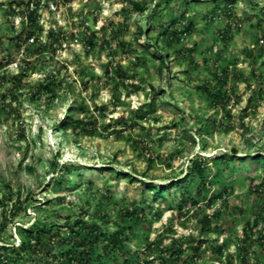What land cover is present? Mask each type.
Wrapping results in <instances>:
<instances>
[{"label":"rangeland","instance_id":"1","mask_svg":"<svg viewBox=\"0 0 264 264\" xmlns=\"http://www.w3.org/2000/svg\"><path fill=\"white\" fill-rule=\"evenodd\" d=\"M49 1L58 12L29 27L21 19L32 0H0V246L20 248L32 225L55 234L84 218L102 231L130 227L134 259L159 264L178 244L175 264H264V166L251 159L264 155V0H153L144 14L130 2L150 0ZM172 24L182 41L170 48ZM32 31L46 45L30 46L25 67L10 68ZM49 81L55 96L38 92ZM71 116L85 118V129L63 130ZM197 156L208 165L203 194L195 177L163 199L143 195L149 183L163 189L184 177ZM136 208L142 221L125 217ZM43 245L28 264H55L54 245Z\"/></svg>","mask_w":264,"mask_h":264},{"label":"trees","instance_id":"2","mask_svg":"<svg viewBox=\"0 0 264 264\" xmlns=\"http://www.w3.org/2000/svg\"><path fill=\"white\" fill-rule=\"evenodd\" d=\"M153 0L149 2H135L131 1V6L133 9L141 14L147 12L149 3H152ZM30 3L27 5V19L29 22V27L39 26V14L38 11L29 12ZM186 15V14H185ZM226 16L230 20H234L236 17L232 11L228 10ZM96 21V20H95ZM89 23V21H88ZM233 25V24H232ZM229 24V27L232 26ZM186 28L184 31L192 33L194 30V26L189 23L185 25ZM175 27V24H172L164 31V36L166 37V44L167 47L173 48L175 45L180 44L182 41V31L178 29H172ZM33 29V28H32ZM88 31L90 32V39L88 40V44L90 48L94 47V40L96 37V33L92 32L89 25L87 27ZM172 29V30H171ZM23 33V31H22ZM21 33V34H22ZM34 31L28 37L34 35ZM51 37H54L53 33H49ZM225 34V33H224ZM222 34V39L227 41L225 35ZM262 43H264V32L260 39ZM21 47V46H20ZM19 47V48H20ZM46 48V47H45ZM167 49V48H166ZM161 53L167 54V50H160ZM163 54V55H164ZM161 60V67H166L165 65V58L163 56L160 57ZM4 68L3 64L0 65V69ZM28 67L24 68L17 76L13 77L14 84H20L24 78L27 76ZM107 76L109 77L111 72L110 69L106 71ZM14 86V89H16ZM206 90V89H204ZM208 93L212 96L214 100H218L220 102L224 101L225 96L221 95L218 91L217 93L210 92V89L207 88ZM40 93H45L51 96H55L56 91L51 82L49 81L48 84H43L40 86ZM71 112H75L71 110ZM84 110H81V115L84 114ZM81 116H71L69 122L63 126V130L69 131L70 129H74L78 131L80 129H85L84 127L87 125L85 118L81 119ZM140 119H142L140 117ZM89 125H93L90 123ZM86 133L90 135V132L87 130ZM249 157V156H246ZM236 159H242L235 156ZM245 159V158H244ZM254 162H257L261 166H264V155H258L251 157ZM225 165L229 167L228 161L225 159L222 161ZM208 171V165L204 162L202 157H196L194 160L191 161V165L188 169L187 174L180 178L179 180L171 182L166 188L159 189L153 183H149L146 190L144 191V196L146 191L152 193V196L157 199H163L165 194L170 191V189L178 188L181 184H185L193 178H197L200 182L201 188L198 193L201 195L203 194L202 189H207V178L206 173ZM116 175L124 178H128L130 180H134L133 176L121 172H116ZM227 193V190H224L217 196H212L208 201V207L214 206L219 200H222ZM143 202L146 203V197H143ZM139 208H136L132 211H127L125 217L127 219L135 220V221H142L144 219L143 215L140 214ZM216 216V214H214ZM211 220V218H207ZM107 220V218H104ZM205 222L207 225V229L209 230L211 222ZM259 226V222L255 221L253 225L247 223L244 234H245V242H252V232L255 228ZM58 231L55 234H52L55 231V226L53 225H42V226H35L32 225L31 229H23L22 232V241L20 248H16L15 246L8 247V246H0V264H28L26 258L31 257H39L40 251L44 247V240L47 238L49 243L54 245H58V251L54 253L52 247L47 253L50 257H52V262L55 264H155L153 261L148 260H141L139 257L138 259H134V254L126 250V243L130 240V236L128 232H132L130 227H121L115 232H111L110 230L102 231L98 225L89 226L84 218L77 220L73 226H70L68 223L66 226H58ZM63 228H66L68 232L63 234ZM53 231V232H52ZM254 235V234H253ZM51 245V246H52ZM66 245H72L69 249L64 250ZM154 244H149L146 248V255L150 258L152 256L153 246ZM178 244L173 245L170 248H167L162 256L159 264H175L176 261H180L182 259L183 250L181 248H177ZM125 258L122 263H120V259ZM51 263V262H50ZM37 264V263H35ZM38 264H41L38 262Z\"/></svg>","mask_w":264,"mask_h":264},{"label":"built area","instance_id":"3","mask_svg":"<svg viewBox=\"0 0 264 264\" xmlns=\"http://www.w3.org/2000/svg\"><path fill=\"white\" fill-rule=\"evenodd\" d=\"M59 7L57 2L55 1H49V0H32V2H30V6L28 11L29 12H34V11H38L39 14V25H43L45 22V12L47 13H56L58 12ZM21 21L23 23H26V26L29 25L28 19H27V15H23ZM41 36L38 35V33H34V35H32L31 37H26L25 40L21 43V52H20V57L18 58V60H15L13 63H11L9 65L10 68H16V69H21L22 67H25L24 65V60H27L25 56L28 55V53L26 52L27 49L30 46L33 45H40V43H43V45H46V42H40Z\"/></svg>","mask_w":264,"mask_h":264},{"label":"water","instance_id":"4","mask_svg":"<svg viewBox=\"0 0 264 264\" xmlns=\"http://www.w3.org/2000/svg\"><path fill=\"white\" fill-rule=\"evenodd\" d=\"M89 27L92 32L95 31L94 21L91 18L89 19Z\"/></svg>","mask_w":264,"mask_h":264}]
</instances>
